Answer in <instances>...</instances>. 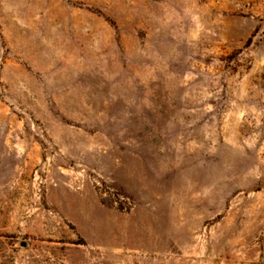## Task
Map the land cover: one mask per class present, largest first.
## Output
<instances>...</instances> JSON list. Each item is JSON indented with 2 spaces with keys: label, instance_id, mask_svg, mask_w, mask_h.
Instances as JSON below:
<instances>
[{
  "label": "rangeland",
  "instance_id": "rangeland-1",
  "mask_svg": "<svg viewBox=\"0 0 264 264\" xmlns=\"http://www.w3.org/2000/svg\"><path fill=\"white\" fill-rule=\"evenodd\" d=\"M0 264H264V0H0Z\"/></svg>",
  "mask_w": 264,
  "mask_h": 264
}]
</instances>
